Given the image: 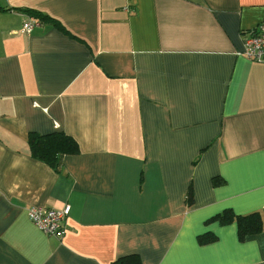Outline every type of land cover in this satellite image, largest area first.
Returning <instances> with one entry per match:
<instances>
[{
	"label": "crops",
	"instance_id": "1",
	"mask_svg": "<svg viewBox=\"0 0 264 264\" xmlns=\"http://www.w3.org/2000/svg\"><path fill=\"white\" fill-rule=\"evenodd\" d=\"M260 23L264 0H0V264H264ZM60 131L76 153L31 156ZM65 205L60 238L27 213Z\"/></svg>",
	"mask_w": 264,
	"mask_h": 264
},
{
	"label": "trees",
	"instance_id": "2",
	"mask_svg": "<svg viewBox=\"0 0 264 264\" xmlns=\"http://www.w3.org/2000/svg\"><path fill=\"white\" fill-rule=\"evenodd\" d=\"M28 145L32 157L39 159L50 166L56 167L59 163V157L63 154L76 153L77 143L68 134L64 132H52L48 134H33L28 138ZM217 178H212V183L216 185ZM213 219L224 224L234 221L237 227L239 238L246 235L256 233L261 228V220L259 213L253 212L246 215H238L229 209H224L222 212L213 216ZM214 238L212 234L203 233L198 236L199 242L210 241ZM111 264H141L139 257L135 254L121 256L111 262Z\"/></svg>",
	"mask_w": 264,
	"mask_h": 264
},
{
	"label": "built area",
	"instance_id": "3",
	"mask_svg": "<svg viewBox=\"0 0 264 264\" xmlns=\"http://www.w3.org/2000/svg\"><path fill=\"white\" fill-rule=\"evenodd\" d=\"M39 25L38 20L29 19L22 24V32L29 33ZM248 60L264 64V23L258 24L252 30L243 34L242 50L240 51ZM70 212V206L61 209L29 208V219L46 235L57 238L64 234V220Z\"/></svg>",
	"mask_w": 264,
	"mask_h": 264
}]
</instances>
